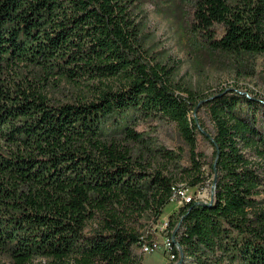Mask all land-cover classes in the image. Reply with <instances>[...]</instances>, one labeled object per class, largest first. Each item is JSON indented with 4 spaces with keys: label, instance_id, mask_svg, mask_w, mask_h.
I'll list each match as a JSON object with an SVG mask.
<instances>
[{
    "label": "trees",
    "instance_id": "trees-1",
    "mask_svg": "<svg viewBox=\"0 0 264 264\" xmlns=\"http://www.w3.org/2000/svg\"><path fill=\"white\" fill-rule=\"evenodd\" d=\"M143 1L0 0V254L13 264H141L154 236L128 223L157 221L182 191L168 167L212 190L167 216V264H264V167L245 154L264 156V104L173 83L143 46ZM155 1L189 4L195 37L238 65L264 53V0ZM63 83L78 95L49 99ZM156 120L174 124V148L135 129Z\"/></svg>",
    "mask_w": 264,
    "mask_h": 264
},
{
    "label": "rangeland",
    "instance_id": "rangeland-1",
    "mask_svg": "<svg viewBox=\"0 0 264 264\" xmlns=\"http://www.w3.org/2000/svg\"><path fill=\"white\" fill-rule=\"evenodd\" d=\"M132 15L141 27L142 43L147 52L167 66L172 67L171 81L191 88L204 95H211L223 91L228 95L237 92L240 95H248L255 102L264 104V53L255 54L238 65L232 59L221 52H215L195 37L190 30L192 21V9L189 4L180 3L177 6L155 0H144L132 7ZM48 98L53 101H68L78 95L76 87L69 84H61L59 87L50 88L47 91ZM198 118L206 132L212 133V123L203 108L197 111ZM135 129L144 130L158 144L172 149L178 142V135L174 124L167 120L143 121ZM203 150L206 161L209 163L212 157V147L207 140L203 141ZM246 156L260 167H264V156L260 157L255 151H245ZM159 164L154 168L161 167ZM205 166L209 173V165ZM167 168V167H166ZM166 173L173 174L183 188H179L188 196H194L199 200H208L211 196L212 186L208 178L201 187H187V180L173 167H168ZM175 198L165 207L163 214L157 221L147 216L132 217L129 227L137 232L145 234L149 232L154 236V242L158 245L150 253L143 252L142 248L134 250L136 255L142 254L141 264H167L170 262L163 243L167 233L165 231L166 219L169 214L177 210L181 205ZM264 197V195H263ZM90 224L89 226H91ZM94 225V224H93ZM51 261L44 258H35L28 264H49ZM0 264H13L10 259L0 254Z\"/></svg>",
    "mask_w": 264,
    "mask_h": 264
},
{
    "label": "built area",
    "instance_id": "built-area-1",
    "mask_svg": "<svg viewBox=\"0 0 264 264\" xmlns=\"http://www.w3.org/2000/svg\"><path fill=\"white\" fill-rule=\"evenodd\" d=\"M189 197H191V196H188L187 193H185L184 191H178L177 198L180 200L181 203L183 201H189ZM202 201H205V200H202ZM163 243L165 245V251L167 252V254L169 256V259L171 260V257H173V254L171 253V245H169V238L165 237ZM156 248H158L157 244H154L153 246L147 245V249H148L149 253L154 251Z\"/></svg>",
    "mask_w": 264,
    "mask_h": 264
},
{
    "label": "bare ground",
    "instance_id": "bare-ground-1",
    "mask_svg": "<svg viewBox=\"0 0 264 264\" xmlns=\"http://www.w3.org/2000/svg\"><path fill=\"white\" fill-rule=\"evenodd\" d=\"M190 199H191V198L189 197V201H190ZM169 245H171L170 239H169ZM143 252H145V253H149V251H148V249H147V245L144 246ZM173 257H174V255H173ZM173 257H171V259H172ZM174 258H175V257H174ZM173 260H174V259H173Z\"/></svg>",
    "mask_w": 264,
    "mask_h": 264
}]
</instances>
